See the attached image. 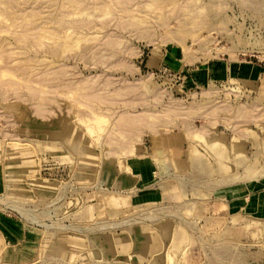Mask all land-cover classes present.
<instances>
[{"label": "rangeland", "instance_id": "1", "mask_svg": "<svg viewBox=\"0 0 264 264\" xmlns=\"http://www.w3.org/2000/svg\"><path fill=\"white\" fill-rule=\"evenodd\" d=\"M0 264H264V0H0Z\"/></svg>", "mask_w": 264, "mask_h": 264}, {"label": "bare ground", "instance_id": "2", "mask_svg": "<svg viewBox=\"0 0 264 264\" xmlns=\"http://www.w3.org/2000/svg\"><path fill=\"white\" fill-rule=\"evenodd\" d=\"M176 151H177V149H176ZM167 152H169V150H167ZM175 152V151H174ZM178 152V151H177ZM178 154V153H177ZM106 164H107V171H109L110 173H111V171H112V169H113V165H112V163L110 162V163H107L106 162ZM105 168V171H106V167H104ZM6 254V253H5ZM7 256V255H6Z\"/></svg>", "mask_w": 264, "mask_h": 264}]
</instances>
